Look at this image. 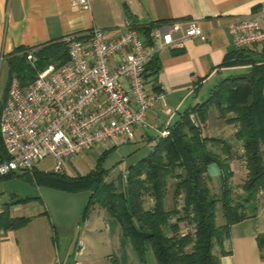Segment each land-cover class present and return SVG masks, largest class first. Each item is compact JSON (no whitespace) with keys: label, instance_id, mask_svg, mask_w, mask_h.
<instances>
[{"label":"trees","instance_id":"trees-1","mask_svg":"<svg viewBox=\"0 0 264 264\" xmlns=\"http://www.w3.org/2000/svg\"><path fill=\"white\" fill-rule=\"evenodd\" d=\"M158 21L156 25H159ZM141 35L153 44L152 26L133 22ZM31 48L19 47L8 57L10 80L15 75L21 86L36 79L49 65L60 67L70 60L69 46L64 39L50 42L34 51L35 59L27 58ZM221 66H248L245 71L222 77L209 96L189 106L167 128L168 134L148 138L151 151L145 158L126 166L116 179H109L111 169L103 166L109 150H105L95 166L86 173L69 174L36 169L32 173H12L0 176V182L14 177L33 186H47L66 192L90 190L91 197L79 221L85 222L91 209L99 206L120 222L124 235L143 258L153 251L156 264H220L221 248L230 235L231 225L248 217L245 203L257 200L264 189V53L251 49H235L225 56ZM160 57L156 54L147 64L145 78L155 93L161 92L158 74ZM11 81L0 101V161L9 157L1 134V116L9 94ZM236 131L233 142L204 134L210 110ZM240 145L246 175L241 185L243 193L235 196L229 183L233 172L232 149ZM129 153L125 160L137 152ZM217 163L223 173L219 193L211 185L208 170ZM171 192V198L170 197ZM6 208L0 211V229L4 231L24 226L30 217H13V205L44 201L41 197L22 196L6 191ZM167 197L169 201L167 202ZM150 199L153 201L149 205ZM224 218L218 223V213ZM46 214L51 215L46 210ZM52 220V218H51ZM55 232L59 226L53 223ZM264 250V235L259 238Z\"/></svg>","mask_w":264,"mask_h":264},{"label":"crops","instance_id":"crops-1","mask_svg":"<svg viewBox=\"0 0 264 264\" xmlns=\"http://www.w3.org/2000/svg\"><path fill=\"white\" fill-rule=\"evenodd\" d=\"M262 1L90 0L89 8L83 9L71 0H0V69L8 65L7 57L19 47H29V52L34 54L43 45L93 28L105 29L110 37H117L134 27L136 19L143 26H160L166 32L171 29L175 39L182 37L192 24L201 27L207 35L205 40L188 37L182 47H168L157 53L162 66L158 74L160 99L149 111L148 123L139 129L135 140L143 141L142 148L151 147L153 143L149 144L148 138L161 134L189 106L204 101L200 96L204 88L228 74L247 69L248 66L225 67L221 63L227 53L237 49L230 31L231 22L253 14ZM158 21L162 22L156 25ZM249 49L264 53V45ZM3 97L4 94L0 101ZM216 130L222 138L234 141V125L225 123ZM224 130L230 133H222ZM232 152L231 171L236 173L244 168L246 175L240 157L242 147L235 145ZM43 163L50 167L52 160H44L40 164L42 170L46 168ZM245 175L238 179L235 174L230 185L237 187ZM242 193L243 190L239 191ZM32 202L35 204L30 209L24 208ZM37 202L40 201L11 206L13 217L26 216L30 220L18 229H0V264H59L52 220L46 214L47 206ZM152 203L150 199L149 205ZM244 207L248 217L231 225L230 235L222 246H216L217 251L221 248L225 251L220 264H264V250L259 248V238L264 235V189L257 200L246 202Z\"/></svg>","mask_w":264,"mask_h":264},{"label":"built area","instance_id":"built-area-1","mask_svg":"<svg viewBox=\"0 0 264 264\" xmlns=\"http://www.w3.org/2000/svg\"><path fill=\"white\" fill-rule=\"evenodd\" d=\"M71 1L83 9L90 6V0ZM164 30L152 28L153 44L136 27L117 37L102 28L67 35L63 38L69 46L67 63L49 65L28 85L13 82L1 116L9 157L0 161V176L32 173L46 159L52 165L43 170L74 174L67 170L68 160L102 143L135 141L160 99L145 78L147 64L165 48L182 47L188 37H207L194 24L177 39L171 29ZM230 31L237 49L264 45V0L250 16L234 19ZM27 58L35 59L32 51ZM83 250L80 241L75 254Z\"/></svg>","mask_w":264,"mask_h":264},{"label":"rangeland","instance_id":"rangeland-1","mask_svg":"<svg viewBox=\"0 0 264 264\" xmlns=\"http://www.w3.org/2000/svg\"><path fill=\"white\" fill-rule=\"evenodd\" d=\"M10 81L11 84L13 82L19 83L15 75L10 80L8 65L4 64L0 69V98L3 94L5 95ZM214 85L215 83H213L212 86L208 85L201 91L200 96L202 100H205L209 96V92ZM224 125L225 122L218 118L217 110L211 109L209 119L204 125V134L217 137L221 136L222 134L219 135L217 133L216 127ZM225 132L230 133L229 130H224L222 133ZM142 146H144V143L139 139L135 142L129 141L119 146H115L111 142L102 143L84 156L68 160L66 167L69 172L74 174L86 173L95 166L100 155L105 150H109L107 157L103 161V166L111 169L109 179H116L121 172L125 173L127 166L126 160L124 159L125 156L137 148H142ZM42 166L47 168L49 164L43 163ZM208 174L210 175L212 187L215 192L219 193L223 186V173L220 166L217 163L211 164ZM235 174L238 179L239 177L242 178L243 175H245V169H237V172H233L231 178H233ZM241 185L242 183L237 187H233L236 197L240 195L239 191L242 190ZM169 198H171V192ZM169 198L167 197V202ZM7 199V193L0 195V211L6 208L4 203ZM33 203L34 202L24 208L30 209ZM41 203L42 202H37V205H41ZM217 219L218 223L224 222L221 211H219ZM80 241H84V252L75 254L76 247ZM56 244L59 264H74L75 260H78L81 264L157 263L155 255L150 249L146 251L142 258L133 249L129 238L124 235L121 224L117 218L109 215L105 209H101L99 206L91 209L85 222H80L73 227L59 226L56 232Z\"/></svg>","mask_w":264,"mask_h":264},{"label":"water","instance_id":"water-1","mask_svg":"<svg viewBox=\"0 0 264 264\" xmlns=\"http://www.w3.org/2000/svg\"><path fill=\"white\" fill-rule=\"evenodd\" d=\"M139 22V19H136ZM151 147L146 146L130 155L126 164L135 163L146 157ZM6 191H14L22 196L41 197L57 226L73 227L77 225L91 197V191L66 192L47 186H33L29 182L14 177L0 182V195Z\"/></svg>","mask_w":264,"mask_h":264}]
</instances>
